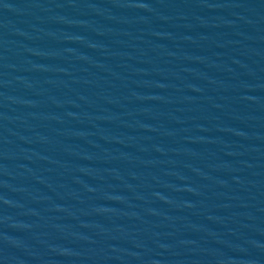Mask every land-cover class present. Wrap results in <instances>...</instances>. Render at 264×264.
I'll list each match as a JSON object with an SVG mask.
<instances>
[{
	"label": "water",
	"instance_id": "95a60500",
	"mask_svg": "<svg viewBox=\"0 0 264 264\" xmlns=\"http://www.w3.org/2000/svg\"><path fill=\"white\" fill-rule=\"evenodd\" d=\"M0 264H264V0H0Z\"/></svg>",
	"mask_w": 264,
	"mask_h": 264
}]
</instances>
